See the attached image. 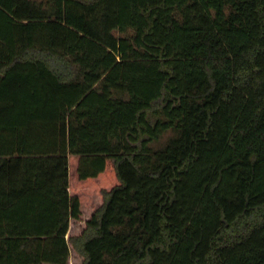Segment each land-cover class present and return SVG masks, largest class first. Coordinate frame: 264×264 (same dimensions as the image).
<instances>
[{
    "label": "trees",
    "instance_id": "16d2710c",
    "mask_svg": "<svg viewBox=\"0 0 264 264\" xmlns=\"http://www.w3.org/2000/svg\"><path fill=\"white\" fill-rule=\"evenodd\" d=\"M0 146V264H264V0H0Z\"/></svg>",
    "mask_w": 264,
    "mask_h": 264
},
{
    "label": "crops",
    "instance_id": "0c3cea01",
    "mask_svg": "<svg viewBox=\"0 0 264 264\" xmlns=\"http://www.w3.org/2000/svg\"><path fill=\"white\" fill-rule=\"evenodd\" d=\"M0 149H2V150H0V151H3V147L2 146H0ZM3 157H2V155H0V159H2ZM12 212H22V210H16V209H14V210H12Z\"/></svg>",
    "mask_w": 264,
    "mask_h": 264
}]
</instances>
